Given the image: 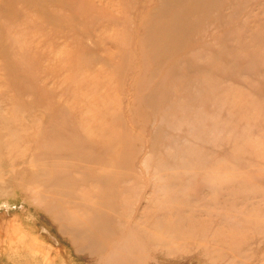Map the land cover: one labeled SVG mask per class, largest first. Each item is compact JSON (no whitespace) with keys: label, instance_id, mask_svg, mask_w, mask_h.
<instances>
[{"label":"rangeland","instance_id":"374dc122","mask_svg":"<svg viewBox=\"0 0 264 264\" xmlns=\"http://www.w3.org/2000/svg\"><path fill=\"white\" fill-rule=\"evenodd\" d=\"M194 1L155 58L169 0H0V264H116L77 251L43 192L83 184L82 158H59L88 141L134 157L131 264H264V0ZM88 182L62 189L83 200Z\"/></svg>","mask_w":264,"mask_h":264},{"label":"bare ground","instance_id":"6f19581e","mask_svg":"<svg viewBox=\"0 0 264 264\" xmlns=\"http://www.w3.org/2000/svg\"><path fill=\"white\" fill-rule=\"evenodd\" d=\"M170 5L162 6V10H173L174 7L181 8V11L172 13L169 16L170 24L167 20L165 13L160 15V19H153L157 25V29L150 28L147 34L149 47L152 49V53H156L160 49L154 44V36L158 34L160 27L164 26L166 30L171 32L169 37L170 43L166 45V50L163 55L155 54V58L164 57L166 55H172L169 50H174V46L179 45L178 49L183 45L182 43L187 39L188 32H191L192 23L190 22V16L193 13V8L196 3L194 0H169ZM205 7V1L203 0ZM160 10V9H159ZM212 11L209 9V12ZM208 12V11H207ZM82 147L80 151L85 152V156H78L75 154H69L67 156H61L59 159L65 160L67 158H82L85 166H88L85 177L83 178V184L77 182H66L59 180L55 177V181L51 182L52 188L45 187L44 196H49L52 201H63L64 206L59 210L57 218L64 219L69 222L62 228L64 234L69 235L73 243L79 249V252H88L90 255H97L103 260L110 259V263H113L111 259H115L116 264H131V255L133 251L142 247L138 244V240H130L132 236L136 234H142L141 227L138 222L130 224L129 219L125 218L124 208V193L125 189L122 184L126 181L135 178V169H133L134 157L131 154L123 142L121 153L117 157L116 147L110 145H103L101 150H97L95 142L88 141L87 144L81 142ZM129 166V172L127 170ZM110 169H112L110 171ZM88 178H87V177ZM91 183L99 184L100 188L88 195L87 198L73 197L70 191L64 194L62 188H72L73 190H79L82 186H88ZM36 182H39L36 179ZM100 191V195L96 193ZM76 200L73 202L77 208L75 211H68L65 205V198ZM122 200L120 204L116 206V198ZM122 197V198H121ZM78 212L80 214H78ZM121 225V227L119 226ZM155 231V229H153ZM51 233V232H50ZM147 235L146 233H144ZM118 236H121L118 239ZM146 237V236H144ZM149 241H157L156 237H150L147 235ZM80 245V247H79ZM140 246V247H139ZM143 248V247H142ZM77 249V248H76ZM126 251L130 252V255L122 254ZM133 252V253H132ZM110 253V254H109ZM134 255V254H133ZM114 262V263H115Z\"/></svg>","mask_w":264,"mask_h":264}]
</instances>
